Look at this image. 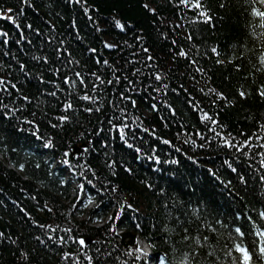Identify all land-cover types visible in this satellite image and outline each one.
I'll return each instance as SVG.
<instances>
[{"label": "trees", "instance_id": "16d2710c", "mask_svg": "<svg viewBox=\"0 0 264 264\" xmlns=\"http://www.w3.org/2000/svg\"><path fill=\"white\" fill-rule=\"evenodd\" d=\"M198 2L0 0V264H264V0Z\"/></svg>", "mask_w": 264, "mask_h": 264}, {"label": "snow or ice", "instance_id": "6c2138e0", "mask_svg": "<svg viewBox=\"0 0 264 264\" xmlns=\"http://www.w3.org/2000/svg\"><path fill=\"white\" fill-rule=\"evenodd\" d=\"M195 6H197V7H199V2H198V0H197V4L195 5ZM260 15L262 16V17H264V13H260ZM118 26H119V23H118ZM106 46H109V45H106ZM110 47V46H109ZM184 53H181V55H183ZM262 62H264V60H262ZM67 82V81H66ZM244 95V93H241V96H243ZM262 95H264V93H262ZM84 99H88V97H83ZM68 107L70 108L71 107V105H68ZM208 117L207 116H205V119H207ZM86 206V205H85ZM110 220H112L113 218L112 217H110L109 218ZM115 219H119V216H117ZM237 232H239V229H237ZM260 235H261V237H264V233H260ZM80 243H81V245H83L84 244V241L83 240H81L80 241ZM237 250L238 251H240L241 253H242V255H243V264H248V261H249V255H248V252L245 250V249H243V248H240L239 246L237 247ZM136 251H140V249H137ZM262 251H264V249H262Z\"/></svg>", "mask_w": 264, "mask_h": 264}, {"label": "rangeland", "instance_id": "374dc122", "mask_svg": "<svg viewBox=\"0 0 264 264\" xmlns=\"http://www.w3.org/2000/svg\"><path fill=\"white\" fill-rule=\"evenodd\" d=\"M74 186V185H72ZM75 187V186H74ZM81 204L83 205V208H85L86 210H88L93 204L94 201L92 200L91 197L87 196V195H83L81 197ZM86 205V206H85ZM137 245L142 249V251H144L145 253H150L146 243L143 240H137ZM150 264V263H148Z\"/></svg>", "mask_w": 264, "mask_h": 264}, {"label": "water", "instance_id": "95a60500", "mask_svg": "<svg viewBox=\"0 0 264 264\" xmlns=\"http://www.w3.org/2000/svg\"><path fill=\"white\" fill-rule=\"evenodd\" d=\"M74 152H76V149L74 150Z\"/></svg>", "mask_w": 264, "mask_h": 264}]
</instances>
